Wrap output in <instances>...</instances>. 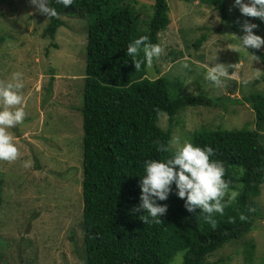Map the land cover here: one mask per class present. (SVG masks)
Masks as SVG:
<instances>
[{"label": "rangeland", "instance_id": "374dc122", "mask_svg": "<svg viewBox=\"0 0 264 264\" xmlns=\"http://www.w3.org/2000/svg\"><path fill=\"white\" fill-rule=\"evenodd\" d=\"M171 22L160 33L161 54L147 67V76H165L180 88L172 95L216 98V107L189 106L175 116L172 139L191 142L202 127L260 129L252 106L244 101L264 92V64L239 47L245 21L257 24L254 34L264 38V22L240 14L225 0L228 20L200 0H167ZM154 0H137L139 27L146 29L154 16ZM65 22L54 38L44 36L49 17L29 0H0V82L21 72L25 117L7 129L18 150L13 161L0 160L3 201L0 205V264H84L81 230L83 180V115L87 60L88 18L61 15ZM236 25L237 29H234ZM206 36L199 48L195 41ZM57 44V46L53 45ZM264 51V45L260 48ZM187 64L188 67L184 65ZM212 64L226 70L219 85L205 79ZM159 125L169 126L161 113ZM171 126V125H170ZM234 188L226 190L228 197ZM261 211L251 230L212 253L210 260L230 258L245 264V243L255 244L252 264L264 262V183L258 197ZM261 217V218H260ZM182 255L175 258L179 264Z\"/></svg>", "mask_w": 264, "mask_h": 264}, {"label": "trees", "instance_id": "16d2710c", "mask_svg": "<svg viewBox=\"0 0 264 264\" xmlns=\"http://www.w3.org/2000/svg\"><path fill=\"white\" fill-rule=\"evenodd\" d=\"M137 0H73L64 8L49 0L57 11L49 17L44 36L54 38L65 22L61 15L88 18L87 60L83 115V180L81 230L84 264H228L230 258L210 260L212 253L249 232L261 211L258 197L264 183V146L259 132L247 129L199 128L191 133V143L213 149V156L223 163L224 179L238 196L224 197L223 214L213 213L210 220L197 208L189 213L184 201L175 194V186L164 201L166 213L160 223H147L132 211L139 203V175L146 159H163L170 153L157 151L169 146L175 116L189 106L216 107V98L199 95H172L180 88L165 76H147L141 63L134 68L126 55L127 45L141 35L160 44V33L171 22L167 0H154V16L146 29L139 27ZM187 1V0H186ZM218 10L228 20L225 0H200ZM234 29H237L236 25ZM203 34L195 41L202 45ZM4 41L0 37V44ZM53 45L57 46V44ZM264 64V51L248 49ZM135 59L142 60V53ZM256 113L258 128L264 122V92L245 96ZM167 114L169 126L159 125L161 113ZM171 125V126H170ZM0 179V205L2 204ZM246 218L240 219L241 215ZM261 218V217H260ZM245 264H252L255 244L245 243ZM264 264V262L262 263Z\"/></svg>", "mask_w": 264, "mask_h": 264}, {"label": "clouds", "instance_id": "9594fccd", "mask_svg": "<svg viewBox=\"0 0 264 264\" xmlns=\"http://www.w3.org/2000/svg\"><path fill=\"white\" fill-rule=\"evenodd\" d=\"M37 12L46 17H56L57 11L49 6V0H29ZM240 14L245 17L258 18L264 22V0H232ZM55 3L64 8L73 4V0H55ZM257 24L245 21L242 25L243 35L237 37L239 51L259 49L264 45V38L254 34L253 29ZM142 53V60L135 59ZM161 54L159 44L152 43L148 37L141 35L132 40L126 48V55L132 57L134 68L138 70L141 63L151 65L153 58ZM252 60L258 57L252 55ZM188 67L187 64L184 65ZM22 73L13 72L11 79L0 82V160L13 161L17 158L18 150L12 142V137L7 131L19 125L24 117ZM226 76V70L219 64H212L206 71L205 79L219 85L221 78ZM157 151L170 153L163 159H146L142 166V175H139V203L132 209L138 213V218L147 223H160L161 216L167 211V205L160 204L164 201L175 186V194L184 201V207L189 213L200 212L206 214L204 219L210 220L213 213L223 214L225 204L222 203L229 182L224 179L225 168L221 161L210 159L213 149L207 145L200 147L189 141L182 144L174 139L169 146L158 145ZM238 192L232 190L228 200L232 201ZM246 217L242 214L241 220ZM210 222L214 223V221Z\"/></svg>", "mask_w": 264, "mask_h": 264}]
</instances>
